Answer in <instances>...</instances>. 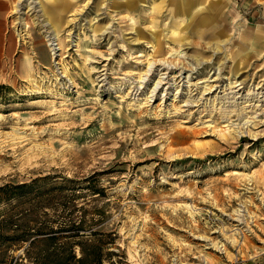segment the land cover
<instances>
[{"label":"rangeland","instance_id":"obj_1","mask_svg":"<svg viewBox=\"0 0 264 264\" xmlns=\"http://www.w3.org/2000/svg\"><path fill=\"white\" fill-rule=\"evenodd\" d=\"M14 1L0 186L33 189L8 209L75 197L105 231V264H264V0H204V24L186 30L177 0H70L56 52L39 9Z\"/></svg>","mask_w":264,"mask_h":264},{"label":"trees","instance_id":"obj_2","mask_svg":"<svg viewBox=\"0 0 264 264\" xmlns=\"http://www.w3.org/2000/svg\"><path fill=\"white\" fill-rule=\"evenodd\" d=\"M32 189L30 183L0 186V264H105V231L84 205L70 204L75 197L42 213L8 209L13 199ZM14 246L23 253L13 255Z\"/></svg>","mask_w":264,"mask_h":264},{"label":"bare ground","instance_id":"obj_3","mask_svg":"<svg viewBox=\"0 0 264 264\" xmlns=\"http://www.w3.org/2000/svg\"><path fill=\"white\" fill-rule=\"evenodd\" d=\"M10 1L11 0H3L2 4H0V6H1L0 7V34H1V31L3 28L2 20L4 18L5 12L9 6ZM35 1H39V2L36 3ZM46 1H47V4H45V2H41L40 0H33L32 3L29 4L28 0H15L13 3V6H12V8H13L12 12L19 15V14H21V12L23 11V8L25 6H27L28 8L29 7L31 8L32 5H34L30 11H34V13H37V8H38L39 11L37 14H39V12H40L41 17H43V20L41 22L42 26L45 28L47 27L50 30L47 34L48 36H46L47 41H48V46H50V48H52L53 52H56L57 50H62L64 48L62 45V39L58 33L59 32L58 28L62 26L64 18L69 11L70 0H46ZM175 4H176V6L179 7L177 10H178V13H180L181 17H183V18L186 17V20L189 21V23L186 25H183L184 22H181L179 24V30L180 29H182V30L189 29L192 25H195L199 22H202V20L200 18L205 19V18L199 16L202 14V12L207 10V7L204 5L205 4L204 0H177L175 2ZM132 6H133L132 3L127 2L125 8L128 10H132L133 9ZM177 15L180 16L179 14H177ZM20 23H21V21H20ZM199 26H200V24H199ZM179 30L173 31V35L176 38L173 41L176 42L177 44H180L182 42L181 40H184V38L181 36V32H179ZM136 35L139 36V38H144L143 34H141L140 31L136 32ZM0 37H1V35H0ZM54 38L57 39L58 42L60 41L59 44L57 43L58 49L55 46V43L53 42ZM140 43L141 42L139 41V44ZM45 51H46L45 49H43L42 51H39V52L34 50L35 56L38 55V57L40 59L45 57L44 59H46V61H48L49 57ZM156 53L157 54L160 53V50L156 51ZM180 54L181 53L179 52L178 56H180ZM151 66H152V64L150 63L149 68H151ZM20 70H21V75H23V76L30 77V78H32L34 76V74L32 72L33 67H32L31 60H27L26 64L25 65L23 64V67ZM150 71H151V69L148 70V72H150ZM66 74H67V71H66V73H64V77H68ZM92 76H93L92 74L89 75V80H91V81H92ZM161 85H162L161 81L157 82V84L155 85L156 86L155 90L157 91L159 88L161 89V87H160ZM233 88H235V87H233ZM236 134H237V132H236Z\"/></svg>","mask_w":264,"mask_h":264}]
</instances>
